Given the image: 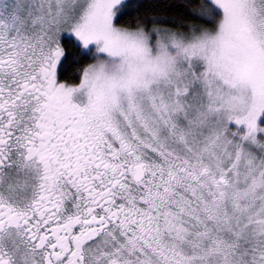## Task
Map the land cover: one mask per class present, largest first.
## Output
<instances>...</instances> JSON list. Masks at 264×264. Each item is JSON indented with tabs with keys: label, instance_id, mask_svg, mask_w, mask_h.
I'll list each match as a JSON object with an SVG mask.
<instances>
[{
	"label": "snow or ice",
	"instance_id": "obj_1",
	"mask_svg": "<svg viewBox=\"0 0 264 264\" xmlns=\"http://www.w3.org/2000/svg\"><path fill=\"white\" fill-rule=\"evenodd\" d=\"M0 264H264V0H0Z\"/></svg>",
	"mask_w": 264,
	"mask_h": 264
},
{
	"label": "trees",
	"instance_id": "obj_2",
	"mask_svg": "<svg viewBox=\"0 0 264 264\" xmlns=\"http://www.w3.org/2000/svg\"><path fill=\"white\" fill-rule=\"evenodd\" d=\"M145 3L148 2H159V3H167V4H175V5H180L184 3H191L198 5L202 0H144ZM153 15H160V16H165L169 19V21H175V24L169 22L168 24L162 25L166 27H177L180 24H183V27H178V28H185L188 23H199L203 22L201 19H197L194 15L189 14L184 8L182 7H173L170 9H157L154 10ZM140 17L143 18L145 15L144 9L140 10L139 13ZM136 20V14L125 16L123 20L121 21V24H128V23H135ZM150 24V23H149ZM148 24V25H149Z\"/></svg>",
	"mask_w": 264,
	"mask_h": 264
},
{
	"label": "rangeland",
	"instance_id": "obj_3",
	"mask_svg": "<svg viewBox=\"0 0 264 264\" xmlns=\"http://www.w3.org/2000/svg\"><path fill=\"white\" fill-rule=\"evenodd\" d=\"M188 25H197V26H204V27H208L209 26V25H207V24H205L203 22H199V23H195V24L194 23H188L185 28H177V30H179V31H187L188 30V28H187ZM147 26L151 27L152 25L149 24Z\"/></svg>",
	"mask_w": 264,
	"mask_h": 264
}]
</instances>
